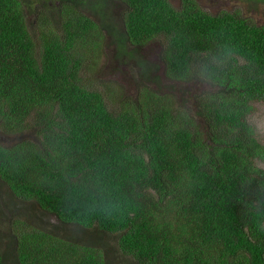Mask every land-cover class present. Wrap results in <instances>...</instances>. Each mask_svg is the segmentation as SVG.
<instances>
[{"label":"trees","instance_id":"16d2710c","mask_svg":"<svg viewBox=\"0 0 264 264\" xmlns=\"http://www.w3.org/2000/svg\"><path fill=\"white\" fill-rule=\"evenodd\" d=\"M115 32L124 54L158 42L162 76L189 87L160 92V67L145 61L135 99L90 87L84 73ZM256 102L264 22L238 10L0 0V135L18 138L0 144V182L58 221L11 225L17 264H264Z\"/></svg>","mask_w":264,"mask_h":264},{"label":"rangeland","instance_id":"374dc122","mask_svg":"<svg viewBox=\"0 0 264 264\" xmlns=\"http://www.w3.org/2000/svg\"><path fill=\"white\" fill-rule=\"evenodd\" d=\"M175 8L181 7V0H169ZM199 6L209 14L215 15L220 12L238 10L246 18L251 19L254 23L262 24L264 22V1L255 0H196ZM117 28H120L122 21L121 16L117 12L113 15ZM122 36L121 33H114L107 37V41L103 47V55L97 66H88L84 77L87 84L93 89L101 91L113 100L135 99L139 93L140 84L144 81L142 73L141 61H145L154 66L160 67L155 72L161 77L158 80L159 91L166 93L170 90L178 91L180 88L185 90L189 86L167 81L163 76L161 64L159 61L160 45L153 42L146 47L140 49L139 53L132 55L131 51L126 54L122 53ZM121 45V46H120ZM126 48L132 49V45ZM199 90V87H192L191 90ZM180 99H183L181 97ZM250 123L255 127L257 138L264 145V103H254V111L250 116ZM28 138H34V134H26ZM18 141L17 137H4L0 135V144L4 146H13ZM264 169V162L258 163ZM10 191L7 186L0 182V253L9 254L8 264H17L13 246L8 245V237H10L11 225L16 220H23L37 229L50 231L58 221L54 216L44 213L40 207L33 202H24L11 199ZM8 205L3 204V201ZM41 220V221H40ZM44 223L45 226H42ZM55 223V224H54Z\"/></svg>","mask_w":264,"mask_h":264},{"label":"clouds","instance_id":"9594fccd","mask_svg":"<svg viewBox=\"0 0 264 264\" xmlns=\"http://www.w3.org/2000/svg\"><path fill=\"white\" fill-rule=\"evenodd\" d=\"M114 22H115V20H114ZM119 28H117V26H116V24H115V30H118Z\"/></svg>","mask_w":264,"mask_h":264},{"label":"flooded vegetation","instance_id":"af4514ba","mask_svg":"<svg viewBox=\"0 0 264 264\" xmlns=\"http://www.w3.org/2000/svg\"><path fill=\"white\" fill-rule=\"evenodd\" d=\"M37 5H38V4H37ZM37 5H36V6H37Z\"/></svg>","mask_w":264,"mask_h":264},{"label":"bare ground","instance_id":"6f19581e","mask_svg":"<svg viewBox=\"0 0 264 264\" xmlns=\"http://www.w3.org/2000/svg\"><path fill=\"white\" fill-rule=\"evenodd\" d=\"M238 263V262H237Z\"/></svg>","mask_w":264,"mask_h":264}]
</instances>
